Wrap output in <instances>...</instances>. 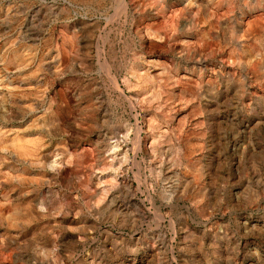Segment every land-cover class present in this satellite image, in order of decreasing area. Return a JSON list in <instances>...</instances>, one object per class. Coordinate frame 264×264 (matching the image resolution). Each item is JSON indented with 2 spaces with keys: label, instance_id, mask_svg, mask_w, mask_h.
<instances>
[{
  "label": "rangeland",
  "instance_id": "rangeland-1",
  "mask_svg": "<svg viewBox=\"0 0 264 264\" xmlns=\"http://www.w3.org/2000/svg\"><path fill=\"white\" fill-rule=\"evenodd\" d=\"M0 76V264H264V0H0Z\"/></svg>",
  "mask_w": 264,
  "mask_h": 264
},
{
  "label": "bare ground",
  "instance_id": "bare-ground-1",
  "mask_svg": "<svg viewBox=\"0 0 264 264\" xmlns=\"http://www.w3.org/2000/svg\"><path fill=\"white\" fill-rule=\"evenodd\" d=\"M2 1V0H1ZM179 1V0H178ZM210 1V0H209ZM208 6V5H207ZM2 22V21H1ZM233 24V23H232ZM236 26V25H235ZM235 29V28H234ZM258 72V71H257ZM109 74V73H108ZM1 77V76H0ZM114 78V77H113ZM114 81V80H113ZM117 81V80H116ZM7 85V84H6ZM117 87H118V85H117ZM119 89V88H118ZM4 91V90H3ZM219 91V90H218ZM6 102V101H5ZM133 103V102H132ZM208 104V103H207ZM212 105V104H211ZM231 105V104H230ZM227 106V105H226ZM208 107V106H207ZM231 108H233V107H231ZM229 109V108H228ZM235 109V108H234ZM231 110V109H230ZM234 112V111H233ZM236 112V111H235ZM208 116H209V114H208ZM217 116V115H216ZM231 117V116H230ZM138 118V117H137ZM213 118V117H212ZM136 120V119H135ZM139 120V119H138ZM196 120V119H195ZM17 123V122H16ZM136 123H138V122H135V124ZM138 125V124H137ZM136 125V126H137ZM14 128V127H13ZM133 128V127H132ZM136 128V127H135ZM213 128V127H212ZM244 128H245V126H244ZM212 130V129H211ZM114 132V131H113ZM211 133V132H210ZM213 133V132H212ZM215 133V132H214ZM107 134V133H106ZM118 134V133H117ZM113 137H114V135H113ZM112 137V138H113ZM108 138V137H107ZM141 138V137H140ZM103 139V138H102ZM106 139V138H105ZM135 141V140H134ZM137 141V140H136ZM141 142V141H140ZM232 143V142H231ZM133 144H135V143H133ZM138 145H140V144H138ZM137 145V146H138ZM137 149H139V148H137ZM132 150H133V148H132ZM132 150H131V152H132ZM135 150V149H134ZM141 151H142V149H141ZM133 155V154H132ZM138 155V154H137ZM141 155V154H140ZM136 156V155H135ZM242 156H243V154H242ZM132 166V165H131ZM164 166H166V165H164ZM132 167H134V166H132ZM135 168V167H134ZM173 170V169H172ZM140 171V170H139ZM236 171H238V170H236ZM140 173V172H139ZM138 174V173H137ZM136 175V174H135ZM139 176V175H138ZM137 176V177H138ZM134 180H136V179H134ZM138 181V180H137ZM189 181V180H188ZM140 185V184H139ZM138 185V186H139ZM138 186L136 187L137 189H138ZM142 186V185H141ZM139 191V190H138ZM206 191H208V190H206ZM171 192V191H170ZM110 194V193H109ZM108 194V195H109ZM108 199V198H107ZM179 201V200H178ZM181 202V201H180ZM181 204V203H180ZM183 204H184V202H183ZM111 205V204H110ZM163 206V205H162ZM177 206V205H176ZM112 207V206H111ZM160 208V207H159ZM105 209V208H104ZM157 209V208H156ZM167 209V208H166ZM106 211V210H105ZM115 211V210H114ZM158 211V210H157ZM157 214V213H156ZM116 215V214H115ZM114 215V216H115ZM109 217V216H108ZM102 218V217H101ZM160 223V222H159ZM203 224V223H202ZM201 225V224H200ZM204 225V224H203ZM204 227V226H203ZM212 230V229H211ZM230 230V229H229ZM69 234V233H68ZM152 254V253H151ZM154 255V254H153ZM138 259V258H137ZM31 260V259H30ZM139 262V261H138Z\"/></svg>",
  "mask_w": 264,
  "mask_h": 264
}]
</instances>
